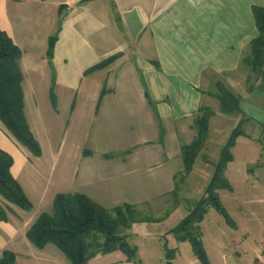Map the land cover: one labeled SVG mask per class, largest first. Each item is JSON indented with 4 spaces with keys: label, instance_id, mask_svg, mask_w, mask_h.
I'll list each match as a JSON object with an SVG mask.
<instances>
[{
    "label": "crops",
    "instance_id": "1",
    "mask_svg": "<svg viewBox=\"0 0 264 264\" xmlns=\"http://www.w3.org/2000/svg\"><path fill=\"white\" fill-rule=\"evenodd\" d=\"M253 6L264 7V0H0V31L21 51L24 114L38 144L37 128L46 127L42 109L52 113L54 124L65 120L67 125L101 128V134L67 149L53 148L52 170L54 174L58 167V172L49 195L28 177L29 196L11 166L28 199L36 196L37 188L42 200L53 202L57 194L79 193L111 208L173 200L175 176L183 170L180 148L195 138L193 120L199 108L207 107L213 112L207 139L184 183L204 191L230 132L243 121V133L231 148L225 171L231 187L227 192L236 207L251 208L236 214L254 218L259 225L257 235L244 237L255 238L249 246L250 264L262 262L264 66L259 75L240 66L249 42L258 35ZM53 36L57 40L49 61ZM115 55L105 68L85 73ZM218 82L239 99V113H221L215 97ZM37 166L27 162L17 176L24 181L40 176ZM258 189H263L261 196L245 195ZM179 206L173 202L170 209L175 212ZM135 227L140 233L149 228L134 224L130 229L134 236H139ZM233 230L239 232L237 223ZM121 262L134 263L125 258Z\"/></svg>",
    "mask_w": 264,
    "mask_h": 264
},
{
    "label": "trees",
    "instance_id": "2",
    "mask_svg": "<svg viewBox=\"0 0 264 264\" xmlns=\"http://www.w3.org/2000/svg\"><path fill=\"white\" fill-rule=\"evenodd\" d=\"M252 15L258 35L249 42L247 50L240 60V66L245 67L254 75H259L264 66V7L253 6ZM56 40V36L49 40L47 49L49 61L52 58ZM117 57V55L110 57L91 67L85 73L105 68ZM20 58V49L3 31H0V123L19 145L29 150L34 157H39L41 155L39 144L30 132L24 114ZM215 88V97L220 103L221 113L227 115L239 113V99L236 95L220 82L216 83ZM102 93L103 91L101 95ZM145 95L149 105L154 107L149 95L147 93ZM49 97L53 108L56 109V99L52 91ZM212 116V110L207 107L199 108L195 115L192 126L195 130V138L180 148L183 165L182 179L190 174L195 160L204 147L209 119ZM242 124L243 121H240L230 132L225 145L220 150L219 158L213 165V172L204 188L203 196L189 208L187 215L168 232L177 242H188L193 255L200 264H210L199 228L207 209L212 207L229 226L233 225L221 203L218 192L231 191L225 171L232 159L231 148L237 137L243 133ZM159 134L162 139V128H160ZM12 164V158L0 149V222L7 221V215L11 210L7 203L27 212L32 209L22 187L11 174ZM176 191L175 187L173 192L175 207L177 205ZM158 221L129 204L108 210L83 194H57L53 200L52 212L41 213L27 230L26 238L37 249H42L47 245L55 247L70 264H87L97 255H106L117 251L124 255L127 262H133L136 259L137 248L127 243L126 232L136 223ZM164 251L165 264H172L175 251L167 249ZM15 259L14 253L5 251L0 257V264H15Z\"/></svg>",
    "mask_w": 264,
    "mask_h": 264
},
{
    "label": "rangeland",
    "instance_id": "3",
    "mask_svg": "<svg viewBox=\"0 0 264 264\" xmlns=\"http://www.w3.org/2000/svg\"><path fill=\"white\" fill-rule=\"evenodd\" d=\"M49 110L51 111V108H49ZM32 113L35 115L34 110H32ZM60 113H62L61 110ZM41 114L46 127L37 128L39 131L38 139L41 143L39 145L41 150V155L39 157L41 158L37 160V163L33 160L34 156L32 153L19 145L0 123V149L12 158L14 174L19 179L21 185L24 186L29 196L31 194L26 184V182H28V177L35 180L36 187L39 188L40 191L48 195L53 192L54 180L58 172V167H55L56 172L54 174L52 170V167L54 168V156L52 151L54 147L63 145L67 149L70 145L82 140L85 141L89 136L95 137V135L101 134V128H97L96 125L88 127L73 123L67 125L65 120L61 121V124L58 122L54 124L53 121L50 120L52 113H48L46 110L42 109ZM119 129L124 128H110L111 131H117ZM136 130L138 131L139 128L136 127ZM42 149L44 155L42 154ZM27 162H32L36 166L40 164L37 166L40 167V176H27L24 181L21 176H17V173L18 170L22 171L23 166L27 165ZM175 183L177 185L176 207L180 205L179 209L175 212L170 209L171 204L173 202L175 203V201H173L174 198L173 200L162 199L151 203L147 202L148 204H143L142 206H135L138 211L159 221L152 223L145 222L144 224L149 227L147 229L143 227L146 229V232L140 233V228L135 227L136 229L134 231L137 232L139 236H134L130 233L132 232L131 230L126 232L127 243L137 248L136 259L133 261L134 263L131 264H165L164 249L175 251L176 254L175 258L172 260V264H200L193 255L189 243L177 242L173 235L168 234V232L188 213L189 208L203 196V191H201L202 186L184 183V179L181 178L180 173L176 176ZM37 188L35 190L36 196L28 199L32 206L29 212L7 203L11 210L7 215V221L0 223V257L3 252L9 251L16 256L15 264H70L66 257L55 247L47 245L42 249H37L26 238L27 228L32 221L41 213L52 212L53 202L49 200L46 201V199L42 200L38 197ZM249 192L261 196L263 189H258L256 191L247 190L245 195H249ZM220 193L219 198L229 214L233 225H226L223 218L212 207L207 209L206 216L203 222L199 224V228L202 235L203 246L208 255L210 264H250L252 250L249 249V246L255 238L247 240L244 235L247 233H249V235H257V230H259L260 227L254 222V218L247 217L245 214H236V212H249L248 209L251 208L242 206V204L241 207H236V202L232 201L233 197L227 191H222ZM1 200L3 199L1 198ZM104 208L109 210L111 206H105ZM261 208H264V206ZM167 217L168 219L166 220ZM234 221L239 226V232H234L233 230V227H236ZM255 227H258V229H255ZM165 230L169 231L163 236L155 234L157 231H161L159 233H166L162 232ZM148 233L153 234L147 235ZM124 258V255L117 251L106 255H97L90 259L87 264H124L121 262ZM261 259L263 260L262 262L255 260L253 264H264V259Z\"/></svg>",
    "mask_w": 264,
    "mask_h": 264
}]
</instances>
